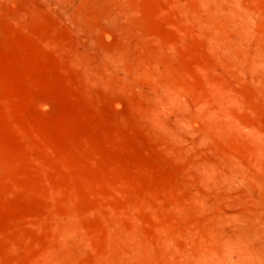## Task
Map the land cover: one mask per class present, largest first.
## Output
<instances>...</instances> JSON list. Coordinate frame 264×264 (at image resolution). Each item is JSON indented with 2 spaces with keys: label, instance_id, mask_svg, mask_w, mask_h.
Segmentation results:
<instances>
[{
  "label": "rangeland",
  "instance_id": "rangeland-1",
  "mask_svg": "<svg viewBox=\"0 0 264 264\" xmlns=\"http://www.w3.org/2000/svg\"><path fill=\"white\" fill-rule=\"evenodd\" d=\"M0 264H264V0H0Z\"/></svg>",
  "mask_w": 264,
  "mask_h": 264
}]
</instances>
